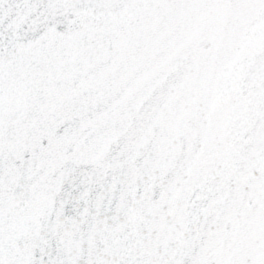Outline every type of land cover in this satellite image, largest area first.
I'll list each match as a JSON object with an SVG mask.
<instances>
[{
  "label": "snow or ice",
  "instance_id": "6c2138e0",
  "mask_svg": "<svg viewBox=\"0 0 264 264\" xmlns=\"http://www.w3.org/2000/svg\"><path fill=\"white\" fill-rule=\"evenodd\" d=\"M0 264H264V0H0Z\"/></svg>",
  "mask_w": 264,
  "mask_h": 264
}]
</instances>
